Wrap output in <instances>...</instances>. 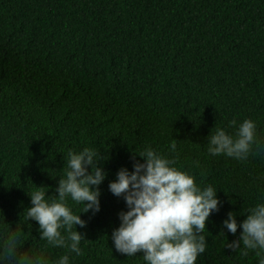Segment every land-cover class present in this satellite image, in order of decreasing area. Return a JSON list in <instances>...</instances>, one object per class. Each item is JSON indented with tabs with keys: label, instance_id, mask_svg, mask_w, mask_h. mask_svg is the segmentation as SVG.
I'll return each instance as SVG.
<instances>
[{
	"label": "trees",
	"instance_id": "obj_1",
	"mask_svg": "<svg viewBox=\"0 0 264 264\" xmlns=\"http://www.w3.org/2000/svg\"><path fill=\"white\" fill-rule=\"evenodd\" d=\"M245 119L260 142L248 159L210 156L208 137ZM147 146L217 189L196 264H256L224 248L241 230L222 222L264 198V0H0V233L20 229L23 250L50 261L69 254L26 222L27 194L57 195L68 151L93 148L107 174L100 211L80 214L85 241L70 264H144L113 246L127 207L108 184Z\"/></svg>",
	"mask_w": 264,
	"mask_h": 264
},
{
	"label": "clouds",
	"instance_id": "obj_2",
	"mask_svg": "<svg viewBox=\"0 0 264 264\" xmlns=\"http://www.w3.org/2000/svg\"><path fill=\"white\" fill-rule=\"evenodd\" d=\"M229 127L236 128L234 135L217 128L208 137V154L247 160L260 143L257 123L245 119L237 127L236 120H232ZM170 147L175 152L176 144ZM137 156L143 162L136 160ZM101 159L97 149L69 150L64 175L55 189L57 195L46 197L44 187H35L27 194L31 207L24 211L26 222H36L40 240L67 249L69 254L81 255L85 238L76 226H87L81 213L95 215L100 211L99 186L107 175L99 166ZM132 159V171L122 167L108 184L109 191L122 196L127 207V211L118 213L120 224L111 234L115 250L127 257L143 253L144 264H196L208 246L203 235L206 222L221 206L217 189L201 186L194 175L177 168L174 159L151 146L139 154L135 152ZM69 201L83 205L78 214ZM246 213V219L239 224L236 213H227L223 228L233 236L238 229L241 231L238 239L226 240L224 248L245 257L252 252L257 257L256 264H264V198ZM220 233L224 235L223 230ZM23 239V231L7 225V231L0 233V264H70L69 254L50 261L41 253L23 250Z\"/></svg>",
	"mask_w": 264,
	"mask_h": 264
}]
</instances>
